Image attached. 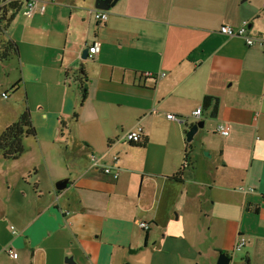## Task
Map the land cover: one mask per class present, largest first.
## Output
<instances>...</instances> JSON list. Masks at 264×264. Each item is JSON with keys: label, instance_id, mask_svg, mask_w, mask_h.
Segmentation results:
<instances>
[{"label": "crops", "instance_id": "0c3cea01", "mask_svg": "<svg viewBox=\"0 0 264 264\" xmlns=\"http://www.w3.org/2000/svg\"><path fill=\"white\" fill-rule=\"evenodd\" d=\"M44 1L5 28L0 82L23 87L36 133L0 153V264H264V48L219 32L246 20L264 39V0H117L104 22L94 0Z\"/></svg>", "mask_w": 264, "mask_h": 264}, {"label": "built area", "instance_id": "2783aa9c", "mask_svg": "<svg viewBox=\"0 0 264 264\" xmlns=\"http://www.w3.org/2000/svg\"><path fill=\"white\" fill-rule=\"evenodd\" d=\"M46 8V3L44 0H24L23 5L21 7V13L26 15V16H31L33 13H35L36 11L39 12H43L44 9ZM92 10V15L93 17L96 19L97 22H104L107 19V13L106 10H102V9H91ZM248 27V22L246 20H243L241 22V24L239 26H233V25H229V24H225L222 25L219 29V32L224 34V35H228V36H244L245 38V42L246 44L249 45H253V44H263V48H264V39L263 38H251L248 36H245V30ZM88 48V56L87 58L92 59L94 56H96L99 52V43L98 41H94L92 44H89L87 46ZM6 94L3 93V97H5ZM202 105L201 104H197V106H195V108L192 110L191 115L195 118H200L201 115V108ZM168 119L171 120H175L178 123H184L185 122V118L181 115H174V114H166ZM216 131L219 132L222 135H227L228 134V127L225 124H219L216 126ZM140 136H141V128L138 127H134L132 129L127 130L126 132L123 133V136H121L125 141L127 142H135L138 143L140 140ZM114 159L116 160V157H114ZM91 161H92V167L96 168L97 166H99V158L92 155L91 156ZM185 165L187 164V161L183 162ZM103 172L105 173H110L113 177H116L119 174V169L118 167H113V168H108V167H104L102 168ZM239 189H242V187H239ZM137 225L140 229L142 230H147L150 229V224H148L147 222H143V221H138ZM248 239H246L245 237H242V235L238 237V241L236 243V250L242 248L243 246H245V244L247 243ZM8 255L11 258H16L17 257V253L14 250L8 249L7 250Z\"/></svg>", "mask_w": 264, "mask_h": 264}, {"label": "trees", "instance_id": "16d2710c", "mask_svg": "<svg viewBox=\"0 0 264 264\" xmlns=\"http://www.w3.org/2000/svg\"><path fill=\"white\" fill-rule=\"evenodd\" d=\"M22 6L21 0H3L0 6V63L9 60L11 57H16L18 47L13 40L5 37V28L8 22L14 17ZM83 75V74H82ZM85 78H80V84ZM84 97V94H82ZM206 103L211 102V98L204 99ZM216 103L212 108V113H215ZM76 114H74V117ZM30 111L24 107L19 116L9 123L2 132H0V153L5 158L15 159L23 153L25 145L23 142L24 136H34L36 130L31 122ZM186 162L183 160V162ZM185 164L181 169H183Z\"/></svg>", "mask_w": 264, "mask_h": 264}, {"label": "rangeland", "instance_id": "374dc122", "mask_svg": "<svg viewBox=\"0 0 264 264\" xmlns=\"http://www.w3.org/2000/svg\"><path fill=\"white\" fill-rule=\"evenodd\" d=\"M87 59H90V58H85V60ZM2 77L3 76H0V79H2ZM9 85L10 84L8 83V80L0 82V132L4 130L3 124H6V122H8L11 118L13 119L17 118L18 114L16 112V109L18 107H21L22 104L26 106V102H24V98L26 99V96L24 94L23 87L21 86L20 88V92H22V94L19 97L17 96L18 95L17 92L13 91L11 89V86ZM3 92H6L5 97H3ZM125 263H128V262H125Z\"/></svg>", "mask_w": 264, "mask_h": 264}, {"label": "water", "instance_id": "95a60500", "mask_svg": "<svg viewBox=\"0 0 264 264\" xmlns=\"http://www.w3.org/2000/svg\"><path fill=\"white\" fill-rule=\"evenodd\" d=\"M117 0H94V9H102V10H109L116 2ZM88 56V48L87 46L82 50L81 59H85ZM202 122H195L193 123L189 129L186 132V138L185 140L187 142H190L194 136V134L196 133L198 128L202 127ZM67 180H62V181H58L55 185L56 189L60 190L62 188L65 187ZM66 263L68 264H74V262L72 261V258H68L66 257V259H64ZM232 261V257L228 256L227 254H225V252H220L218 255V259H217V264H230ZM128 264V263H125Z\"/></svg>", "mask_w": 264, "mask_h": 264}]
</instances>
